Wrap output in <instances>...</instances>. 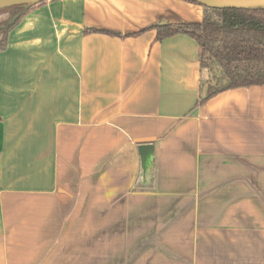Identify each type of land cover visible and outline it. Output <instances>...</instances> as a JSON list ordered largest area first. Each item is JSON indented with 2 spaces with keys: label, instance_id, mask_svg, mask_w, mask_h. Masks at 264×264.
<instances>
[{
  "label": "crops",
  "instance_id": "crops-1",
  "mask_svg": "<svg viewBox=\"0 0 264 264\" xmlns=\"http://www.w3.org/2000/svg\"><path fill=\"white\" fill-rule=\"evenodd\" d=\"M202 16L185 0H45L8 32L0 264H264V84L199 103L197 42L152 28Z\"/></svg>",
  "mask_w": 264,
  "mask_h": 264
},
{
  "label": "trees",
  "instance_id": "trees-1",
  "mask_svg": "<svg viewBox=\"0 0 264 264\" xmlns=\"http://www.w3.org/2000/svg\"><path fill=\"white\" fill-rule=\"evenodd\" d=\"M185 1L203 7L201 21L165 22L152 28L159 40L184 33L197 42L200 66L211 74L199 103L228 88L264 84V9L208 7L199 0ZM44 2L36 0L0 9V50L6 46L8 32L29 9ZM84 32L118 34L101 28H86Z\"/></svg>",
  "mask_w": 264,
  "mask_h": 264
},
{
  "label": "water",
  "instance_id": "water-1",
  "mask_svg": "<svg viewBox=\"0 0 264 264\" xmlns=\"http://www.w3.org/2000/svg\"><path fill=\"white\" fill-rule=\"evenodd\" d=\"M36 0H0V9L15 4L33 2ZM208 7H235L248 9H264V0H199ZM152 138H138V149L140 152L141 162L144 169L150 164L153 153V145L150 142Z\"/></svg>",
  "mask_w": 264,
  "mask_h": 264
},
{
  "label": "rangeland",
  "instance_id": "rangeland-1",
  "mask_svg": "<svg viewBox=\"0 0 264 264\" xmlns=\"http://www.w3.org/2000/svg\"><path fill=\"white\" fill-rule=\"evenodd\" d=\"M9 7H10V6L5 7V8H9ZM2 9H3V8H2ZM8 16H9L8 14L5 15V16H3V19L6 20ZM105 258H107V257H105V256H103V255H99V254L97 253V254H96V263H95V264H101V263H100V262H101L100 259H102V261H103V260H105ZM109 259H111V258H109ZM118 261H119V258H118V257H112V259H111L109 262H110V263L112 262V264H118ZM102 264H103V262H102Z\"/></svg>",
  "mask_w": 264,
  "mask_h": 264
}]
</instances>
